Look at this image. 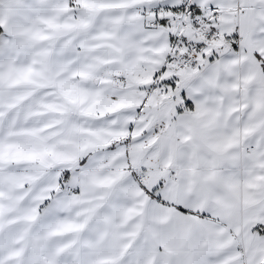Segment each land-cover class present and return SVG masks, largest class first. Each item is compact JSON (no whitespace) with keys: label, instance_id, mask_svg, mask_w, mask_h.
Segmentation results:
<instances>
[{"label":"snow or ice","instance_id":"6c2138e0","mask_svg":"<svg viewBox=\"0 0 264 264\" xmlns=\"http://www.w3.org/2000/svg\"><path fill=\"white\" fill-rule=\"evenodd\" d=\"M0 264H264V0H0Z\"/></svg>","mask_w":264,"mask_h":264}]
</instances>
